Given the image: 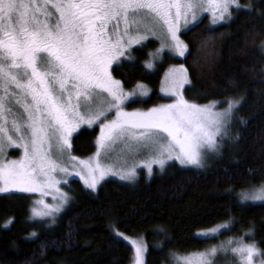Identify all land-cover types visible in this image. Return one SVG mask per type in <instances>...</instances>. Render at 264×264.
<instances>
[{
  "label": "snow or ice",
  "instance_id": "snow-or-ice-1",
  "mask_svg": "<svg viewBox=\"0 0 264 264\" xmlns=\"http://www.w3.org/2000/svg\"><path fill=\"white\" fill-rule=\"evenodd\" d=\"M233 6L240 7L238 0H0V154L8 147L22 149L18 159L0 161V193L9 189L43 193L55 188L60 181L54 173H67L60 161L64 150L71 147L70 137L82 124H98L100 130L95 141L97 162L81 160L87 176L83 171L76 173L93 191L109 173L121 180L135 179L134 167L114 170L99 162L101 153H109L118 142L129 153L150 151L149 172L151 164L163 168L172 159L203 167L218 139L228 134L242 97L207 105L190 103L181 94L189 83L188 73L179 65L163 81L162 91L175 97L172 103L146 112H126L125 101L137 93L147 95V89L138 85L133 92H125L109 65L125 57L126 51L125 58L131 60V46H146L149 36L161 44L148 53L145 69H153L165 50L183 57L188 47L178 35L180 21L187 25L189 16L196 21L198 11H210L211 23L216 24L226 16L231 18ZM209 40L204 38L201 43L206 45ZM260 49L264 51V41ZM102 94H106L103 102L97 103ZM220 104L225 107L217 111ZM113 110L115 117L108 119ZM236 195L240 203L264 202V183ZM69 199L67 193H60L58 204L38 201L45 210L33 208L32 215L52 217L54 223L55 214ZM229 226L221 224L197 235L208 237ZM244 235H251V229ZM131 243L133 264H144L142 239ZM229 252L236 264H264V250L254 240L246 243L243 236L174 260L176 264H216L221 253Z\"/></svg>",
  "mask_w": 264,
  "mask_h": 264
},
{
  "label": "trees",
  "instance_id": "trees-1",
  "mask_svg": "<svg viewBox=\"0 0 264 264\" xmlns=\"http://www.w3.org/2000/svg\"><path fill=\"white\" fill-rule=\"evenodd\" d=\"M238 4L231 18L216 25L204 15L182 30L180 39L188 47L183 58L164 52L153 69H145L158 43L149 39L111 71L124 89L140 83L148 90L146 98L127 107L147 109L165 99L160 82L170 65L186 68L189 83L183 95L190 102L242 97L228 134L218 139L216 156L203 167L169 163L151 175L140 170L131 182L107 178L95 191L73 179L67 188L70 199L52 225L30 220V196L2 194L0 264H130L132 249L117 232L143 239L144 264H173L175 256L241 236L264 250V202L240 203L236 195L264 183V0ZM207 37L211 40L202 44ZM96 132V127L78 130L71 138L72 154L92 153ZM225 223L230 226L208 237L197 235ZM249 229L251 235H244Z\"/></svg>",
  "mask_w": 264,
  "mask_h": 264
},
{
  "label": "rangeland",
  "instance_id": "rangeland-1",
  "mask_svg": "<svg viewBox=\"0 0 264 264\" xmlns=\"http://www.w3.org/2000/svg\"><path fill=\"white\" fill-rule=\"evenodd\" d=\"M204 15H206L208 17L209 22L211 23L212 15H211V12L210 11H198L197 12V20L196 21H192L191 16H189V18H188V24L187 25H185L183 19L180 21V32L182 30L188 29V27H190L192 24H194L195 22H197ZM220 22H222V21H218L216 24H218ZM216 24H212V25H216ZM180 32L178 33V35L180 34ZM149 39H154L155 41L158 42L156 49L160 47V44H161V40L160 39H158L157 37H154V36H149L147 40H149ZM135 46H137V44H133L131 46V49L133 47H135ZM155 50H153L151 52H154ZM164 52H167V50H165ZM163 53H161V57H162ZM167 53H169V52H167ZM128 54L129 53L126 51L125 57H127ZM169 54L174 55V56H177L179 58H183L184 57V56L183 57L178 56L174 52L173 53H169ZM125 57H122V58H120V59H118L116 61H113L112 64L109 65V72H111L110 69H111V67L113 65L119 63L123 59H126ZM148 59H149V57H148ZM148 59H147V61H148ZM175 66H179V65H170V66L167 67V69L163 73V76H162V79H161V82H160L159 92H160V94L165 99H163L162 101L158 102L157 104L150 105L147 109H142V108H139V107H127V105L129 103H131V102H133L135 100H139V99L146 98L148 96V90H147V95L141 96V95H139L137 93V95H134V96L130 97L129 100H126L125 103H124V110L126 112H134V111L146 112L148 109L154 108V107H156L158 105L172 103L173 100L175 99V97H172L171 95H167L164 91H162V88L164 87L163 81H164V79L166 77V74L168 73V71L170 69H172ZM112 77L114 78L113 75H112ZM114 79H116V78H114ZM188 81H189V78H188ZM138 85H142V84L138 83L133 88H131L130 90H127V89H124V88H123V90L125 92H133L134 90L137 89V86ZM183 89H181V94L182 95H183ZM105 95L106 94H102V95L98 96L97 97V103H102L103 100H104V96ZM190 103H193V102H190ZM207 104H203V105H207ZM224 107L225 106H223V107H220L219 106L216 110L217 111L222 110ZM114 117H115V111L113 110L111 112V115L108 116V119H113ZM83 127H88V128L96 127L97 128V132H96L95 139H94V150H93L92 153H90L89 155H87L85 157H78V156H75V155L72 154L71 147H70V149H65L64 150L63 157H62V159H61L60 162H61V164L64 167L67 168V173H61V172H59V170H57L54 173L56 179H58L60 181V183L58 185H56L55 188H48L43 193L42 192L25 193V192H20V191H18L16 189H9L5 193H0V195H2V194H10V193H20V194H26V195L30 196V200H31L30 209H29V218H30V220H33V221H35V220L36 221H41V222H45L48 225H52L53 224V222H52L53 218L52 217H48V216H45V217H33L32 212H31V209L35 208L37 211H44L45 210L44 204H47V205L58 204L59 203V195H60V193H67V188L69 187V183L73 179L79 180L86 189L93 191L92 189L87 188L85 186L84 181L81 179V176L80 175H77L76 173L83 171L84 166L80 164V161L81 160L82 161H85L86 163L87 162H91L93 165L97 162V158H96V155H95L96 154V143H95V141H96V137L99 135V131L100 130H99V125L98 124H93L92 126H89L87 124H82L76 130V132L78 130H80L81 128H83ZM76 132H74L72 134V136L70 137L69 143H71V138L73 137V135ZM217 150H218V141H217V147H216L215 151H212V152H210V153H208L206 155V157L204 159V163L206 161H208L209 158L216 156V154L218 153ZM21 154H22V149L17 148V147H8L4 153L0 154V161H4L5 159H7V160H16V159H18L21 156ZM72 156H74V157L77 158L76 161L71 160V157ZM151 158H152V153L150 151H148V150L142 151L139 154H137L136 152L129 153V152L126 151L124 143L118 142L114 146V149L113 150H110L109 153H101V155L99 157V162L102 165H104L105 167H112L114 170H119V169H121L123 167H129V168L134 167L135 168L136 175H137V172L140 171V170H142L146 175H151L154 170H161L162 169L161 167H159V166H157L155 164H151L152 171L149 172V169H148V167L146 165L150 164ZM169 163H176L178 165H181L175 159H172V160L167 161V163L164 165V167L167 164H169ZM181 166H184V167H196V166H193V165H181ZM83 174L85 176H87V172L86 171H83ZM107 178H115V179L121 180L119 178V176H114L111 173H109L103 179L100 180V182L97 184V186L102 181H104ZM121 181L131 182V181H128V180H121ZM56 188H59V192L56 191ZM53 197H56L57 199L54 200ZM41 200L44 202V204L38 203V201H41ZM247 202H251V201H247ZM253 203H257V202H253ZM258 203H261V202L258 201ZM59 213H56L55 214V217ZM219 230H220V228H219ZM120 237L127 244H129L130 247H131V249H132V259L130 261V264H133V261H134V249H133V246H132L131 241H133V240H140L142 238L141 237H131V236H128V235H125V234L120 235ZM124 237H128V239H125ZM142 241H143V239H142ZM244 241L246 243L247 242H251V239H244ZM225 242H227V241H224V240L221 241V240H219L218 242L212 244L210 247H213V246L218 247L222 243H225ZM143 244H144V249H145L144 250V253H143V262H144V260H145V252H146V247H145L144 241H143ZM193 254H195V253H193ZM189 255H191V254H189ZM186 256H188V255H186ZM257 259H260V258H257ZM173 264H176V262L173 263ZM216 264H236V258L233 257L230 252L228 253V255H224L223 253H221L220 256H219V258L216 260Z\"/></svg>",
  "mask_w": 264,
  "mask_h": 264
},
{
  "label": "flooded vegetation",
  "instance_id": "flooded-vegetation-1",
  "mask_svg": "<svg viewBox=\"0 0 264 264\" xmlns=\"http://www.w3.org/2000/svg\"><path fill=\"white\" fill-rule=\"evenodd\" d=\"M113 67V66H112ZM112 67H111V69H110V71H112ZM111 73V75H112V72H110Z\"/></svg>",
  "mask_w": 264,
  "mask_h": 264
}]
</instances>
